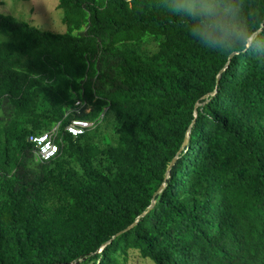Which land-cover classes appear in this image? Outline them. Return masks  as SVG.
Returning a JSON list of instances; mask_svg holds the SVG:
<instances>
[{
    "label": "trees",
    "instance_id": "obj_1",
    "mask_svg": "<svg viewBox=\"0 0 264 264\" xmlns=\"http://www.w3.org/2000/svg\"><path fill=\"white\" fill-rule=\"evenodd\" d=\"M238 6L264 29V0ZM56 9L64 33L0 12V264H264V61L204 48L159 0ZM76 118L100 123L74 137Z\"/></svg>",
    "mask_w": 264,
    "mask_h": 264
},
{
    "label": "clouds",
    "instance_id": "obj_2",
    "mask_svg": "<svg viewBox=\"0 0 264 264\" xmlns=\"http://www.w3.org/2000/svg\"><path fill=\"white\" fill-rule=\"evenodd\" d=\"M159 7L204 48L230 53L244 48L251 58L264 61V29L247 26L238 0H159Z\"/></svg>",
    "mask_w": 264,
    "mask_h": 264
},
{
    "label": "rangeland",
    "instance_id": "obj_3",
    "mask_svg": "<svg viewBox=\"0 0 264 264\" xmlns=\"http://www.w3.org/2000/svg\"><path fill=\"white\" fill-rule=\"evenodd\" d=\"M58 0H0V12L10 14L19 21H26L40 29L58 33L66 32L62 22V11L57 10ZM111 131H106V134ZM130 264H154L132 253Z\"/></svg>",
    "mask_w": 264,
    "mask_h": 264
},
{
    "label": "built area",
    "instance_id": "obj_4",
    "mask_svg": "<svg viewBox=\"0 0 264 264\" xmlns=\"http://www.w3.org/2000/svg\"><path fill=\"white\" fill-rule=\"evenodd\" d=\"M77 105L79 106V110L77 112H79L80 110L85 108L86 103L79 101L77 102ZM86 110L89 111V109ZM100 118H103V115H101ZM100 118L98 121L76 118L72 120L71 123L65 127V129L72 136L78 137L86 134L89 131L94 130L100 123ZM59 127L60 124H58L50 132L41 135L32 136L30 138V142H32L35 145L34 154L36 161L42 163L47 162L54 159L58 155L60 151V146L58 142Z\"/></svg>",
    "mask_w": 264,
    "mask_h": 264
},
{
    "label": "water",
    "instance_id": "obj_5",
    "mask_svg": "<svg viewBox=\"0 0 264 264\" xmlns=\"http://www.w3.org/2000/svg\"><path fill=\"white\" fill-rule=\"evenodd\" d=\"M220 78V77H219ZM189 140V138H187L186 139V142ZM186 142H185V144H186ZM188 144V143H187ZM175 162V161H174ZM173 164V163H172ZM161 193H162V191H161ZM159 201V198L157 199V200H153V202H152V205H151V207L149 208V210H151V209H153V207L155 206V204L157 203ZM143 215H146V213L145 214H143ZM134 225H136V223L134 224ZM131 228V227H130Z\"/></svg>",
    "mask_w": 264,
    "mask_h": 264
},
{
    "label": "bare ground",
    "instance_id": "obj_6",
    "mask_svg": "<svg viewBox=\"0 0 264 264\" xmlns=\"http://www.w3.org/2000/svg\"><path fill=\"white\" fill-rule=\"evenodd\" d=\"M212 95H214V94H212ZM187 143H188V141L186 142V144H185L184 146H186V145H187ZM163 187H165V186H163Z\"/></svg>",
    "mask_w": 264,
    "mask_h": 264
}]
</instances>
